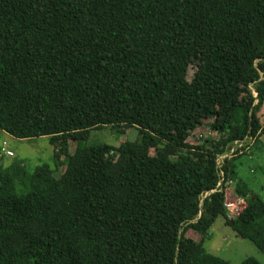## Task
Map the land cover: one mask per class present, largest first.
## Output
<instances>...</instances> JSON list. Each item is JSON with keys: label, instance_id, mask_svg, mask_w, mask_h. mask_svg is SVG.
<instances>
[{"label": "trees", "instance_id": "16d2710c", "mask_svg": "<svg viewBox=\"0 0 264 264\" xmlns=\"http://www.w3.org/2000/svg\"><path fill=\"white\" fill-rule=\"evenodd\" d=\"M263 107L264 0H0V130L50 138L65 168L0 147V264H231L205 249L218 217L264 254L237 165ZM107 128L119 147L86 145ZM220 183L247 204L235 220Z\"/></svg>", "mask_w": 264, "mask_h": 264}, {"label": "rangeland", "instance_id": "374dc122", "mask_svg": "<svg viewBox=\"0 0 264 264\" xmlns=\"http://www.w3.org/2000/svg\"><path fill=\"white\" fill-rule=\"evenodd\" d=\"M192 73L193 71L191 72V76ZM137 135L138 131L136 129H131L128 134L124 136V139L134 141ZM207 135L208 131H197L195 137H193L192 143H195L200 137L206 138ZM122 140L123 137H119L117 133L107 128L93 131L86 145L95 147L108 144L119 147ZM4 143L7 144V148L14 154V156L10 158L4 156L7 165L21 163L26 167L29 174H31L38 165L46 163L55 168L59 163L54 158L55 148L48 137L33 140H20L0 130V147L3 146ZM262 143V154L253 157L247 155L243 156L237 161V165L239 167L240 177L249 183L252 189L259 193L264 200V139ZM249 144L250 143L246 144L245 148H248ZM76 146L75 142L70 143V152L72 154L75 152ZM61 160L63 161L64 158ZM56 170V175L59 176L65 168L61 166ZM225 189L228 198L234 199L235 196L237 197L234 183H228ZM188 235L192 234L189 233ZM205 249L208 253L221 257L231 264H242L249 258H254L261 264H264V254L249 240L237 237L234 230L226 225L222 217H218L210 229L209 239L205 243Z\"/></svg>", "mask_w": 264, "mask_h": 264}, {"label": "built area", "instance_id": "2783aa9c", "mask_svg": "<svg viewBox=\"0 0 264 264\" xmlns=\"http://www.w3.org/2000/svg\"><path fill=\"white\" fill-rule=\"evenodd\" d=\"M252 141H253L252 139H248L246 141L235 142L233 145V148L231 150V153L229 152L226 155L222 156L223 158L222 157L219 158V164L221 165V163L223 162L221 160H224L225 158L233 156V154H235L237 151H240L242 148H244L246 146V144L252 143ZM2 155L9 157V158L14 156L13 152L7 148L6 143H4L2 146ZM219 188H220V190H224V191L226 190V189H223L222 183H220ZM208 195H209V193L206 194V196H208ZM225 195H226V200L224 203V207L227 211L229 219L235 220L242 214V212L246 208L247 204L243 199L239 198L238 196L237 197L235 196L234 199H230V198H228L227 193H225Z\"/></svg>", "mask_w": 264, "mask_h": 264}, {"label": "crops", "instance_id": "0c3cea01", "mask_svg": "<svg viewBox=\"0 0 264 264\" xmlns=\"http://www.w3.org/2000/svg\"><path fill=\"white\" fill-rule=\"evenodd\" d=\"M260 115H261V117H263L262 120H264V107H263V109H262ZM263 123H264V122H263ZM263 139H264V134L261 136V141H262ZM262 153H263V147H260V150L257 151L256 155H260V154H262Z\"/></svg>", "mask_w": 264, "mask_h": 264}]
</instances>
